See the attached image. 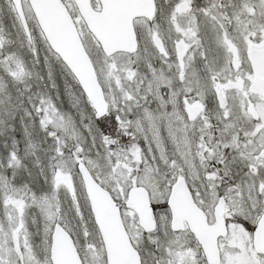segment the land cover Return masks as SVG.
<instances>
[{
    "label": "snow or ice",
    "instance_id": "1",
    "mask_svg": "<svg viewBox=\"0 0 264 264\" xmlns=\"http://www.w3.org/2000/svg\"><path fill=\"white\" fill-rule=\"evenodd\" d=\"M0 264H264V0H0Z\"/></svg>",
    "mask_w": 264,
    "mask_h": 264
}]
</instances>
